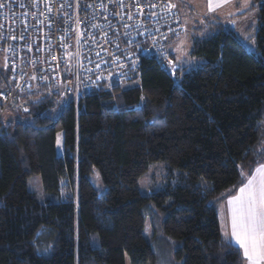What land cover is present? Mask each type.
<instances>
[{
	"label": "trees",
	"instance_id": "16d2710c",
	"mask_svg": "<svg viewBox=\"0 0 264 264\" xmlns=\"http://www.w3.org/2000/svg\"><path fill=\"white\" fill-rule=\"evenodd\" d=\"M250 10L251 50L205 21L190 53L200 65L175 77L150 57L135 77L77 99L49 86L17 94L8 105L24 120L1 119L0 101V264H155L147 217L182 264H244L216 204L264 161V0ZM10 84L0 68V89ZM156 163L167 166L162 187L144 195L138 181Z\"/></svg>",
	"mask_w": 264,
	"mask_h": 264
},
{
	"label": "built area",
	"instance_id": "2783aa9c",
	"mask_svg": "<svg viewBox=\"0 0 264 264\" xmlns=\"http://www.w3.org/2000/svg\"><path fill=\"white\" fill-rule=\"evenodd\" d=\"M181 1L0 0V56L11 82L0 101L40 86L77 99L135 77L150 57L175 77L168 48L183 33Z\"/></svg>",
	"mask_w": 264,
	"mask_h": 264
},
{
	"label": "rangeland",
	"instance_id": "374dc122",
	"mask_svg": "<svg viewBox=\"0 0 264 264\" xmlns=\"http://www.w3.org/2000/svg\"><path fill=\"white\" fill-rule=\"evenodd\" d=\"M184 1H185V5L178 6L177 8L183 25V33L168 48L169 52L174 57L173 58L174 65L177 67V70L178 68L181 67L187 66V68L189 69L200 65L201 63L200 59L192 58L190 54L193 44L192 43L193 38L196 37L195 32L196 33L199 32L197 27L199 28L204 27L205 21H219L216 18H212V19L208 18L210 17V14H208L205 11L203 0H184ZM225 21L223 20L222 22L224 23L223 25L226 27V29L233 31V33H235V35L237 36V38L239 39V41L242 43V45L245 47L246 50H251L254 45V39H253L254 33H252V31L250 30H246L244 28V26L246 25H242L241 23H236L235 27L237 28V30L235 28L233 29V27L231 29L230 27H228L230 25H228V23H225ZM3 67H4V61L0 56V68ZM64 104H65L64 100L58 99L56 102V106H58L59 108H55L53 114L59 112L60 107L64 106ZM9 106L10 105H8L6 109L2 112L1 119L3 120L5 119V121L8 120V122L15 121L17 119L19 120L25 119L23 116H21L20 113H18V110L16 108H12V107L9 108ZM60 140L61 137L59 136L58 137L59 149H60ZM263 143L264 141L261 142L260 146H262ZM256 155L258 158L264 159V152H257ZM262 164H264V161L262 162ZM166 168L167 166L164 163H156L151 165L138 181L139 191L144 195H150L154 191L161 188L162 187L161 184L166 173ZM254 168L255 167L251 169V172L249 170L248 172L246 170H242V176L245 178L242 185H244V183L246 182L248 175L250 173L252 175V171L254 170ZM28 188L30 191L35 193L39 198L42 199L45 197L41 185V181L38 176H32L31 178L28 179ZM238 188L232 190V192L230 193L229 192L223 193L222 197L225 196L228 202L230 199L234 197L235 193L237 192L236 190ZM232 193L234 195H232ZM226 206L227 205L225 204V207ZM230 207L231 206L229 205V210ZM220 210L223 213L224 205L221 206ZM229 213L231 215L230 211ZM223 227L224 224L223 221L221 220L222 231H223ZM143 235L150 242V245L155 253L156 256L155 264H182V261L178 260L175 257V253L179 248L178 243L166 237L161 231H158L155 236L150 219L148 217L145 220ZM125 264H130L128 258H126Z\"/></svg>",
	"mask_w": 264,
	"mask_h": 264
},
{
	"label": "snow or ice",
	"instance_id": "6c2138e0",
	"mask_svg": "<svg viewBox=\"0 0 264 264\" xmlns=\"http://www.w3.org/2000/svg\"><path fill=\"white\" fill-rule=\"evenodd\" d=\"M208 10H213L211 0ZM228 203L231 206V238L243 249L248 264H264V164ZM225 240H229L227 233ZM228 246L233 247L231 241Z\"/></svg>",
	"mask_w": 264,
	"mask_h": 264
},
{
	"label": "crops",
	"instance_id": "0c3cea01",
	"mask_svg": "<svg viewBox=\"0 0 264 264\" xmlns=\"http://www.w3.org/2000/svg\"><path fill=\"white\" fill-rule=\"evenodd\" d=\"M211 2L213 4V10L209 11L208 10L209 0H203L205 11L208 14H210V17H208V18H210V19L216 18L217 20H220L222 24H224L222 22L223 20L224 21L227 20V21H225V23H228V25H230L228 27H230L231 29L233 27V29L235 28L236 30H237V28L235 27L236 23H241L242 25H246V26H244V28L246 30H250V31H252V33H255V29H256V25H257V22H256L257 16L255 13L251 14V10H250L251 0H211ZM181 5H185L184 0H182L180 2L179 6H181ZM232 20H235V21H232ZM260 165H262V164H260ZM260 165H258L254 168V170L252 171V175L250 173L248 175L247 180L255 174L256 169ZM247 180L244 184L247 183ZM243 186L244 185L240 186L236 190L237 192L235 193V195L233 193H232V195L237 196L239 194V189ZM225 204L227 205L226 207H225ZM222 205H224L223 213L220 210ZM216 209H217V213H218L220 232H221L222 239L224 241H226L225 240V233H227L229 240H227L226 242L229 243V241H231V243L233 245H235L241 251V253L244 257L243 249H240L239 245L235 243V240L231 238V225H230L231 215L229 213V211H230L229 210V204H228L225 196L220 200V202H217ZM221 220L223 221V224H224L223 231L221 229ZM244 264H248V262L245 258H244Z\"/></svg>",
	"mask_w": 264,
	"mask_h": 264
}]
</instances>
